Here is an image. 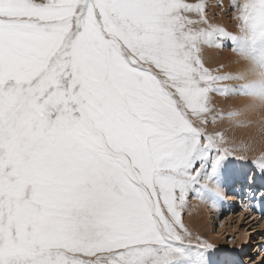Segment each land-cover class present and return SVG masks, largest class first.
<instances>
[{
	"label": "snow or ice",
	"instance_id": "1",
	"mask_svg": "<svg viewBox=\"0 0 264 264\" xmlns=\"http://www.w3.org/2000/svg\"><path fill=\"white\" fill-rule=\"evenodd\" d=\"M207 7L0 0V264H211L181 210L219 185L229 149L190 115L212 93L264 102V81L217 88L244 77L214 75L202 51L227 38L264 71V0L233 4L240 38Z\"/></svg>",
	"mask_w": 264,
	"mask_h": 264
},
{
	"label": "rangeland",
	"instance_id": "2",
	"mask_svg": "<svg viewBox=\"0 0 264 264\" xmlns=\"http://www.w3.org/2000/svg\"><path fill=\"white\" fill-rule=\"evenodd\" d=\"M37 1L44 2V0L43 1L37 0ZM187 1L189 3L195 4L198 3L199 0H187ZM202 1L204 2L207 1L206 3L208 5L207 7L208 19L214 18V20L217 21V17L220 18L219 15L224 14L223 15L224 22L227 23L226 24L227 27L223 26V23L220 22L221 20L215 23V27L221 28L223 30L226 29L233 30L234 18L238 16L237 11L239 9L234 10L233 8L234 2H232V0H226V2L225 0L224 1L202 0ZM224 2L225 5L226 4L228 5L226 10L222 9ZM213 5L217 6L216 7L217 11H213L210 9L211 6ZM210 15H212L213 17ZM194 17L195 16H193L192 18L193 19L197 18ZM197 27H206V26L198 25ZM232 33L233 32L231 31L229 32L230 35L234 36V34ZM220 42L223 44V47H221L222 49L221 48L218 49L216 47L203 48L202 58L209 55L207 52L208 49H210V51H212L211 53H214L215 57L218 59L217 62H214L215 61L214 60L213 64L212 62L210 63L212 64V67H209L210 65L207 66L208 64L206 63L205 66L210 68L211 70L213 69L212 71L214 75L234 76L233 70H231L230 73V68L225 69L224 67L225 66L229 67L231 62L232 63L235 62V64L239 63L240 61L243 60L242 57L243 55L240 53H236L237 50H235L236 48H234L236 47V45H234V43L231 40L221 37ZM228 51L229 52L232 51V54L229 53ZM217 54H220L222 58L224 57L223 58L225 62L223 63V65L225 64L224 67L222 64L219 63L221 62V57L219 59V57H217ZM230 56L231 59L229 60ZM245 58H249V57L245 56ZM204 60L208 61L206 60V57L204 58ZM235 64H231V66ZM142 66L145 69H148L151 72H153L159 79L161 78H162L161 80L165 79L163 74L160 73V71L156 69L155 66L147 65V64ZM220 66H222L223 69ZM218 67H220L219 70H217ZM236 80L237 79H235V81ZM228 81H224L221 84H217L215 85V87L238 88L237 81L236 82H234V80H230L229 82ZM231 81L232 83L234 82V84H232ZM217 95L219 94L216 93H212V95L210 94V99H211L209 104L210 111L204 114L203 115L204 117L202 116L200 119H197L195 117H191L190 115V118L192 119L196 127L200 128L206 134L216 137L218 139V143H219V137L221 136L223 137V143H219L220 148L229 149L228 159L239 158L241 161L247 164V171L245 173L246 177L253 176L254 173H256L255 175L256 177H258L257 175H259V172H257V169L255 168L254 164H260L264 162V126H263L264 103L259 108L261 110V113L259 115L260 117L257 116L251 119V118H246L244 116L243 109L240 107V101L238 100V98H240L239 95H225V98L224 95H219L218 97ZM232 98L235 99L232 100ZM217 100L218 102H220L221 100L222 103L220 102L221 104H219ZM222 100H224V102ZM213 101L215 102L213 103ZM227 101L228 104L226 103ZM234 105H236L237 107ZM231 112L239 113V115L232 118V120L229 119L228 117L226 118L225 116H229ZM221 115L226 119L221 118L222 117ZM241 117H243V119ZM218 118H220V120H218ZM201 120H205L207 121V123L202 124L200 122ZM215 125L217 126L214 127ZM259 148H263V150L261 149L262 152L258 150ZM262 168L264 167L260 166V169ZM261 175L264 176V174ZM201 183L203 185V181ZM255 183L256 185L251 187V185H249L250 183L247 184V182H244V187H240V188L237 184L236 187H232L229 191L224 192L223 197L219 194V197H221L220 199L223 202V203L221 202L223 207L220 204L219 208L216 209V211L217 210L220 211L214 213L216 216L215 218L212 219L213 221L209 223L211 229L210 228L204 229L203 231H201L199 227H196V225H193L192 211L194 210L191 209L193 204L192 200L194 201L198 199L197 201L199 202V198H197L194 194L190 193L187 198L186 204L183 206L181 210V219L183 222L184 229L187 231V233L190 234V238L185 239L184 243L194 248H201L207 246L206 250H207L208 258L212 257L213 259L218 261V264H245V263L264 264V187H261V185L257 184V182ZM203 186L209 188L207 187V185L206 186L203 185ZM232 189L233 190L240 189V191L234 192ZM206 198H207L206 195H204L202 198L203 205H207V203L209 202V200H207ZM228 199H231L232 201L231 200L229 201ZM204 216L205 214L203 213L201 216H199V218H205ZM210 233L213 235H211ZM88 259L95 260L96 257H91Z\"/></svg>",
	"mask_w": 264,
	"mask_h": 264
},
{
	"label": "bare ground",
	"instance_id": "3",
	"mask_svg": "<svg viewBox=\"0 0 264 264\" xmlns=\"http://www.w3.org/2000/svg\"><path fill=\"white\" fill-rule=\"evenodd\" d=\"M43 1V0H42ZM224 1V0H223ZM39 2V1H37ZM41 2V1H40ZM188 2V1H187ZM194 2V1H193ZM200 2H204L202 0H199L198 3ZM207 2V1H206ZM226 2V0H225ZM225 2L223 4V10H226L227 8V4L225 5ZM232 2H238L241 4V6L245 3L248 2V0H232ZM209 4V3H208ZM211 5V4H210ZM217 6L216 5H213L211 6V10L213 11H217ZM215 14V13H214ZM224 14L222 15H219L220 18L217 17V21H220L221 23H223V26H226L227 27V23L224 22V17H223ZM237 15L235 18H234V28L233 30H228L226 29L225 31H227L228 33L231 31L233 32L232 34H234V36L240 38V37H243L245 35V32L242 31V24H243V21L240 19V16H241V11L238 10L237 11ZM212 16V15H210ZM213 17V16H212ZM211 17V18H212ZM195 18V17H194ZM211 24L213 26H215V23L217 22L216 20H214V18L212 19H208ZM227 21V20H226ZM206 26V25H205ZM232 26V27H233ZM224 40V39H223ZM225 42V41H224ZM208 48V47H207ZM211 48V47H210ZM236 48V47H234ZM219 49V48H218ZM222 49V48H221ZM215 51V50H214ZM221 51V50H220ZM234 51V50H233ZM207 52V50H206ZM212 51H210V49H208V54L206 57V60L208 61H205L203 57L202 59L205 61L206 64H208L207 66L209 67H212V64H213V61L214 62H217L218 59L215 57V54L214 53H211ZM229 52V51H228ZM224 53V51H223ZM232 54V51L229 52ZM236 53H240L238 51H236ZM227 54V53H226ZM241 54V53H240ZM205 55V54H203ZM219 55V56H218ZM243 55V54H242ZM233 56V55H232ZM217 57H221L220 54H217ZM236 57V56H235ZM243 60L240 61L239 63H230V66L229 67H224L223 63L224 62V57L222 58L221 57V62H219L220 64L223 65V67L226 69V68H230V73H231V70H233V74L234 76H243L244 78L243 79H237V86L238 88H241L245 85H248V84H252V83H258V82H261V81H264V71H262L258 65L251 59V58H245V56L243 55ZM241 57V58H242ZM229 58V57H228ZM217 59V60H216ZM231 59V56L229 58V60ZM235 59V58H233ZM232 59V60H233ZM237 59V58H236ZM223 60V61H222ZM227 60V59H226ZM225 60V61H226ZM228 61V60H227ZM226 61V62H227ZM237 61V60H235ZM208 62V63H207ZM212 62V64H210ZM205 64V65H206ZM231 64H235V65H232ZM214 66V65H213ZM222 68V66H220ZM217 70H219V68ZM217 68V67H215ZM214 68V69H215ZM223 69V68H222ZM213 70V69H212ZM221 70V69H220ZM222 71V70H221ZM224 71V70H223ZM226 72V71H225ZM217 73V72H216ZM219 73V72H218ZM162 79V78H161ZM228 81V80H227ZM230 81V80H229ZM228 81V82H229ZM234 80V82H236ZM234 82L231 83L234 84ZM226 84V82H225ZM230 84V83H229ZM228 84V85H229ZM220 88V87H219ZM212 95V94H211ZM219 95H217L218 97ZM240 98H238V100L240 101V107L243 109V114L246 118H253V117H257L260 115L261 113V110L259 109L260 106L264 103L262 102L261 100L257 99V98H254L252 96H248V95H239ZM213 97V96H212ZM222 97V96H221ZM236 97V96H235ZM224 98H225V95H224ZM222 99V98H221ZM235 99V98H232V100ZM211 100V99H210ZM215 100V99H213ZM219 100V99H218ZM217 100V102H218ZM226 100V99H225ZM224 102V100H222ZM215 101H213L214 103ZM221 102V100H220ZM220 102H218L219 104H221ZM228 104V101L226 102ZM235 103V102H234ZM237 104V103H236ZM224 105V104H223ZM222 105V106H223ZM239 105V104H238ZM228 106V105H227ZM236 106V105H234ZM210 107V106H209ZM226 107V106H225ZM237 107V106H236ZM213 109V108H212ZM230 110V109H228ZM237 111V110H236ZM239 111V110H238ZM240 112V111H239ZM232 113V112H231ZM229 114V113H228ZM223 115V114H222ZM221 115V116H222ZM220 116V117H221ZM224 116V115H223ZM221 117V118H224L226 119L228 116H225V117ZM204 117V116H203ZM260 117V116H259ZM243 119V117H241ZM261 119V118H260ZM218 120H220V118H218ZM217 120V121H218ZM232 120V119H231ZM261 121V120H260ZM201 122V121H200ZM259 122V121H258ZM222 123V122H221ZM220 123V124H221ZM262 123V122H261ZM201 124V123H200ZM203 124V123H202ZM213 126V125H212ZM217 125H215L214 127H216ZM264 126V125H263ZM255 138V137H254ZM263 148H259L258 150H260V152H262ZM230 161V165L228 167V169L221 175L220 177V180H219V185L217 186L215 183H210L208 181H203V185H207V187H209L210 189V193H208V195L206 194V199L209 200V202L207 203V205H203V201H202V198H199V202L197 200H192L193 204H192V216H193V225H196V227H199V229L201 231H203L204 229H209L210 228V224L213 220V218H215V214L217 211L219 212L220 210H217L219 208V205L221 204L222 200L220 199L221 197H219V194L223 197L224 195V192L226 191H229L232 187H236V185L238 184L239 188L240 187H244V182H247L250 183L249 185L254 186L256 185L255 182H257V184L261 185V187H264V176H262L261 174V169H260V166L264 167V162L260 163V164H254L255 168L257 169V172H259V175H257L258 177H256V173L253 174V176H248V177H251V178H248L246 177L245 173L247 171V164H245L243 161H241L239 158H234V159H228ZM256 172V171H255ZM246 186V185H245ZM233 190V189H232ZM234 192H239L240 189H235L233 190ZM231 193V192H230ZM226 196V195H225ZM230 196V195H229ZM229 201L231 199H228ZM232 201V200H231ZM223 203V202H222ZM222 206V204H221ZM223 207V206H222ZM186 208V207H185ZM210 208V209H209ZM205 214V218H199V216H201L202 214ZM211 229V228H210ZM209 232V231H208ZM211 234V233H210ZM213 235V234H211ZM215 236V235H214ZM212 237V236H211ZM249 249V248H248ZM240 256V255H239ZM245 258V257H244ZM234 259V258H233ZM209 260L211 261V264H218V261L213 259L212 257L210 258L209 257ZM246 264V263H245Z\"/></svg>",
	"mask_w": 264,
	"mask_h": 264
}]
</instances>
